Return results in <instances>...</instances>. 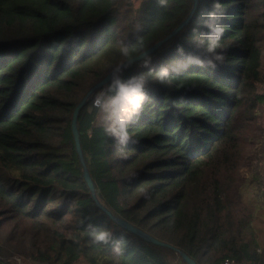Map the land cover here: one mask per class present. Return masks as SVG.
<instances>
[{
	"label": "trees",
	"instance_id": "obj_1",
	"mask_svg": "<svg viewBox=\"0 0 264 264\" xmlns=\"http://www.w3.org/2000/svg\"><path fill=\"white\" fill-rule=\"evenodd\" d=\"M194 1L0 0V264H18L1 240L44 264H189L182 252L197 264H264L245 192L264 179V0H220L226 55L215 70L155 79L180 58L170 44L178 32L148 68L128 64L124 76L142 74L150 97L130 126L137 143L117 149L83 105L77 127L98 200L77 148V105L113 66L167 37ZM211 3L198 0L186 24ZM90 225L113 241L93 243Z\"/></svg>",
	"mask_w": 264,
	"mask_h": 264
},
{
	"label": "clouds",
	"instance_id": "obj_2",
	"mask_svg": "<svg viewBox=\"0 0 264 264\" xmlns=\"http://www.w3.org/2000/svg\"><path fill=\"white\" fill-rule=\"evenodd\" d=\"M159 3L166 6L167 0H159ZM224 19V9L220 0H212L206 18L201 17L194 25L186 24L178 30L177 38L170 41V44L175 45L180 58L176 59L171 67L161 66L155 74V79L161 84H167L170 83V73L186 72L193 66L215 70L223 64L226 55L221 43L225 31ZM185 32H190V35L185 36ZM182 39L189 41L192 45L191 51L186 50L184 43L179 42ZM120 51L124 57H129V49L126 46L121 47ZM154 55L150 50H143L138 60L139 65L148 68ZM129 66L123 64L113 66L106 82L102 81L86 97L90 102V109L97 110V126L120 150L138 142L133 138L130 126L139 118L150 99L146 90L148 81L142 74L124 76L126 67ZM90 235L95 244L108 245L113 241L112 231L104 227L90 225ZM116 244V250L119 251V242Z\"/></svg>",
	"mask_w": 264,
	"mask_h": 264
},
{
	"label": "water",
	"instance_id": "obj_3",
	"mask_svg": "<svg viewBox=\"0 0 264 264\" xmlns=\"http://www.w3.org/2000/svg\"><path fill=\"white\" fill-rule=\"evenodd\" d=\"M197 3H198V0H195L194 1V6L190 12V14L187 16V18H185L167 37H165L164 39H162L161 41H159L158 43L154 44L153 46L149 47L148 49L146 50H150L151 52H153L164 40L168 39L169 37H171L172 35H174L176 32H178V30H180L186 23L187 21L189 20V18L191 17V15L193 14L196 6H197ZM141 58V53H139L138 55L136 56H133L125 61H123L121 64L123 65H128L129 63L131 62H134V61H137ZM109 76V73L101 80L99 81L98 83H96L90 90L89 92L85 95V97L81 100V102L77 105V107L75 108V111H74V115H73V120H72V125H73V130H74V134H75V140H76V144H77V148H78V151L80 153V156H81V160L84 164V173H85V177L88 181V184L91 188V191L93 193V195L95 196V198L98 200L97 198V194H96V187H95V184L93 182V179L91 177V174L89 172V169L87 167V164L85 162V159H84V155H83V151H82V148H81V142H80V133H79V129L77 127V117H78V113L80 111V109L83 107V105L88 101L86 99V97L89 95V93L91 91H94L97 87V85H99L102 81L106 82V78ZM118 221H120L122 224H124L125 226H127L128 228L138 232L139 234L143 235L144 237H146L147 239L153 241V242H156V243H159V244H167L169 245L168 243H166L165 241L161 240V239H158L150 234H148L147 232L137 228L136 226H134L133 224L129 223V222H126L120 218H116ZM182 256L183 258L189 263V264H197V262L192 258L190 257L187 253L185 252H182Z\"/></svg>",
	"mask_w": 264,
	"mask_h": 264
},
{
	"label": "rangeland",
	"instance_id": "obj_4",
	"mask_svg": "<svg viewBox=\"0 0 264 264\" xmlns=\"http://www.w3.org/2000/svg\"><path fill=\"white\" fill-rule=\"evenodd\" d=\"M134 3L137 5L140 0H133ZM261 90L264 91V85H261ZM260 123L264 125V108L261 111L260 114ZM97 123V119H96ZM245 192L246 195L253 199V202L255 203V206L257 208V213L255 217V226L257 227L258 234H259V240H264V208H261V206H264L262 204V200L264 199V179L261 178L258 181L251 182L250 180L247 181L245 184ZM49 195H52L49 193ZM61 192L54 193V196H60ZM1 244L3 246V251L9 256V259L17 262L18 264H44L39 263L37 261L32 260L28 256L22 254L20 251L17 250L16 247H14L13 244L8 243V241L1 240ZM76 264H88L85 260H80Z\"/></svg>",
	"mask_w": 264,
	"mask_h": 264
},
{
	"label": "built area",
	"instance_id": "obj_5",
	"mask_svg": "<svg viewBox=\"0 0 264 264\" xmlns=\"http://www.w3.org/2000/svg\"><path fill=\"white\" fill-rule=\"evenodd\" d=\"M220 264H236V261L233 258L226 257L220 262Z\"/></svg>",
	"mask_w": 264,
	"mask_h": 264
}]
</instances>
